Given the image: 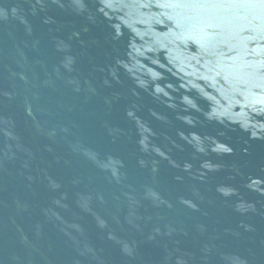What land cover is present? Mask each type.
Wrapping results in <instances>:
<instances>
[{
	"label": "water",
	"instance_id": "obj_1",
	"mask_svg": "<svg viewBox=\"0 0 264 264\" xmlns=\"http://www.w3.org/2000/svg\"><path fill=\"white\" fill-rule=\"evenodd\" d=\"M0 264H264V0H0Z\"/></svg>",
	"mask_w": 264,
	"mask_h": 264
}]
</instances>
